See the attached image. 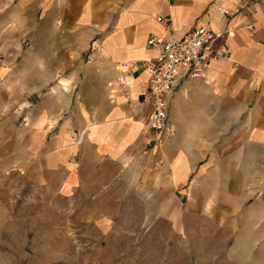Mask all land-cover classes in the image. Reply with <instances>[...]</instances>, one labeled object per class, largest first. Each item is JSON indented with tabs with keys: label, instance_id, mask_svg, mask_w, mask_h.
<instances>
[{
	"label": "crops",
	"instance_id": "0c3cea01",
	"mask_svg": "<svg viewBox=\"0 0 264 264\" xmlns=\"http://www.w3.org/2000/svg\"><path fill=\"white\" fill-rule=\"evenodd\" d=\"M158 18L178 40L201 24L225 32L231 53L177 81L174 134L162 137L145 95V64L160 52L148 41L166 34ZM10 171L57 191L130 184L157 216L262 232L264 248V0H0V173Z\"/></svg>",
	"mask_w": 264,
	"mask_h": 264
},
{
	"label": "rangeland",
	"instance_id": "374dc122",
	"mask_svg": "<svg viewBox=\"0 0 264 264\" xmlns=\"http://www.w3.org/2000/svg\"><path fill=\"white\" fill-rule=\"evenodd\" d=\"M129 185L57 191L0 173V264H264L262 232L167 220Z\"/></svg>",
	"mask_w": 264,
	"mask_h": 264
},
{
	"label": "built area",
	"instance_id": "2783aa9c",
	"mask_svg": "<svg viewBox=\"0 0 264 264\" xmlns=\"http://www.w3.org/2000/svg\"><path fill=\"white\" fill-rule=\"evenodd\" d=\"M218 11L224 17L230 16L229 10L223 6H218ZM158 21L165 24L166 34L153 36L148 41L149 46L160 52L145 64L149 73L145 95L152 106L149 128L155 137H162L174 134L168 122L169 103L177 81L204 78L213 62L230 60L231 53L223 42L225 32L214 30L210 25L196 26L178 40L172 33L169 19L158 18ZM246 28L253 31L254 25L248 24ZM125 80V76L118 79L123 85Z\"/></svg>",
	"mask_w": 264,
	"mask_h": 264
}]
</instances>
